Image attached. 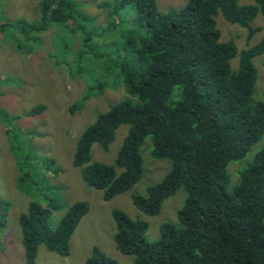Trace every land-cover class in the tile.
<instances>
[{
  "label": "trees",
  "instance_id": "16d2710c",
  "mask_svg": "<svg viewBox=\"0 0 264 264\" xmlns=\"http://www.w3.org/2000/svg\"><path fill=\"white\" fill-rule=\"evenodd\" d=\"M239 1L187 0L181 9L167 12L154 0L98 5L109 11L115 26H126L122 46L127 56L114 61L118 51L111 50L96 58L106 56L109 64L100 65L101 72L115 86L122 84L126 97L109 105L80 135L73 166L81 168L85 182L109 201L142 178L141 148L149 137L152 156L169 160L170 169L144 196H132L133 205L154 216L178 190L185 194L177 223L161 224L156 242L145 239V223L112 213L114 243L121 254L134 257L132 264H264V91L263 100L253 98L257 73L252 63L264 54V37L238 52L232 41H221L215 20L220 15L246 29L249 37L255 34L258 29L250 23L264 15V0L244 5ZM65 6L73 8L65 0H41L38 21L6 25L15 26L18 37L29 44L53 23L71 25L75 13ZM105 87L94 78L71 112ZM121 125L128 130L114 164L90 163L92 146L107 150ZM259 142L260 149L238 169L232 183L227 166L244 159ZM58 207L31 201L20 215L24 264H34L40 245L61 257L69 255L71 235L88 205L74 203L50 229V209ZM86 264L118 263L94 248Z\"/></svg>",
  "mask_w": 264,
  "mask_h": 264
},
{
  "label": "rangeland",
  "instance_id": "374dc122",
  "mask_svg": "<svg viewBox=\"0 0 264 264\" xmlns=\"http://www.w3.org/2000/svg\"><path fill=\"white\" fill-rule=\"evenodd\" d=\"M40 1L0 0V264H24L19 217L31 201L43 207L51 202L59 206L50 209L47 221L50 229L57 227L74 203L88 205L87 214L71 235L69 255L61 257L40 245L34 264H86L94 248L118 264H132L134 257L121 254L114 243L116 225L112 213L122 212L145 223V239L156 242L161 224L177 223L185 194L178 190L154 216L142 213L133 205L132 196H144L147 188L161 181L170 169L169 160L152 156L149 137L141 148L143 176L131 189L104 201L102 192L85 182L81 168L73 166L75 144L97 115L126 97L124 86H115L116 82L101 72L100 65L109 64L105 62L106 56L96 58L111 50L118 51L112 57L114 61L127 56L128 50L122 46L127 38L126 26L125 23L115 26L109 11L98 8L99 4L112 0H65L73 5L65 9L75 13L71 25L53 23L34 35L36 41L28 44L18 37L15 26L6 24L38 21ZM154 1L161 12H167L181 9L187 0ZM239 3L254 2L240 0ZM215 20L221 41H232L238 52L257 45L264 37V15L258 14L250 23L258 29L250 37L246 29L228 23L220 15ZM86 38L89 41L85 46ZM252 63L257 73L253 98L261 101L264 54L253 58ZM232 64L236 67L237 60ZM94 78L108 87L101 95L91 96L82 109L71 112ZM127 130L128 126H119L107 150L93 145L90 163L113 165ZM261 144L257 143L244 159L227 166L232 183L238 169L252 159Z\"/></svg>",
  "mask_w": 264,
  "mask_h": 264
}]
</instances>
